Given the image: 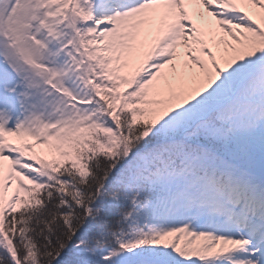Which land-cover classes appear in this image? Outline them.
Returning a JSON list of instances; mask_svg holds the SVG:
<instances>
[{"label": "snow or ice", "instance_id": "1", "mask_svg": "<svg viewBox=\"0 0 264 264\" xmlns=\"http://www.w3.org/2000/svg\"><path fill=\"white\" fill-rule=\"evenodd\" d=\"M0 264H264V0H0Z\"/></svg>", "mask_w": 264, "mask_h": 264}]
</instances>
